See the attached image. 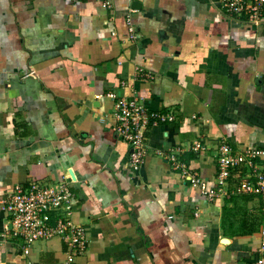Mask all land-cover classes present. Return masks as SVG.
Segmentation results:
<instances>
[{
  "label": "crops",
  "instance_id": "obj_1",
  "mask_svg": "<svg viewBox=\"0 0 264 264\" xmlns=\"http://www.w3.org/2000/svg\"><path fill=\"white\" fill-rule=\"evenodd\" d=\"M109 92L176 116L138 169ZM223 142L264 149V21L218 0H0V201L65 182L89 237L72 264H257L264 200L191 182L216 188ZM6 226L0 208V264H68L60 237L25 256Z\"/></svg>",
  "mask_w": 264,
  "mask_h": 264
},
{
  "label": "built area",
  "instance_id": "obj_2",
  "mask_svg": "<svg viewBox=\"0 0 264 264\" xmlns=\"http://www.w3.org/2000/svg\"><path fill=\"white\" fill-rule=\"evenodd\" d=\"M219 7L229 16L246 17L252 25L264 21V0H218ZM108 7V3H104ZM131 39H136L131 19L127 20ZM127 84L122 83V87ZM103 96H98V98ZM106 97L112 100L117 130L121 139L127 142L132 151L130 165L138 169L146 155L147 131L151 126L175 121V114L151 112L140 96L120 97L109 92ZM196 144L193 150L203 149ZM172 161L176 162L175 157ZM218 175L216 188H208L199 177L191 182L209 200L226 195L232 178H236L235 192L238 194L261 197L264 200V149L250 148L236 152L231 145L223 142L217 156ZM229 190V189H228ZM228 194V193H227ZM74 206L73 193L65 182L41 185L37 181L28 186L17 185L11 193L0 201L1 210L9 218L6 230L13 238L21 240L22 251L29 256L33 244L42 240L60 237L67 244V262L72 264L78 254L84 253L89 246V237L83 226L74 224L71 219ZM264 212V208H263ZM257 264H264V225L261 234ZM31 264V262H29Z\"/></svg>",
  "mask_w": 264,
  "mask_h": 264
},
{
  "label": "water",
  "instance_id": "obj_3",
  "mask_svg": "<svg viewBox=\"0 0 264 264\" xmlns=\"http://www.w3.org/2000/svg\"><path fill=\"white\" fill-rule=\"evenodd\" d=\"M136 3H137V2H135V3L133 4V7H134V5H135ZM223 243H224V244H228V243H229V240L224 239V240H223Z\"/></svg>",
  "mask_w": 264,
  "mask_h": 264
}]
</instances>
